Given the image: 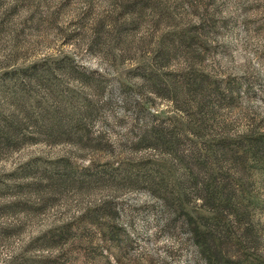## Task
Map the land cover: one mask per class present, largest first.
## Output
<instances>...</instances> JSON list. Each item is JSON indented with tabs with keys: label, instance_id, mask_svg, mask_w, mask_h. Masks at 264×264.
Wrapping results in <instances>:
<instances>
[{
	"label": "rangeland",
	"instance_id": "374dc122",
	"mask_svg": "<svg viewBox=\"0 0 264 264\" xmlns=\"http://www.w3.org/2000/svg\"><path fill=\"white\" fill-rule=\"evenodd\" d=\"M185 27L197 41H164L169 54L157 65L161 38ZM60 58L78 68L56 71L61 93L30 77L20 81L25 95L52 107L70 89L88 96L92 113L77 132L51 139L4 72ZM147 67L162 72L176 95L171 87L154 93L142 80ZM191 72L208 81L204 94L183 85ZM3 116L20 125L0 144V264H206L187 233L166 223L164 196L185 170L168 148L142 136L151 125H175L187 153L219 133H264V0H0ZM244 175L259 236L245 258L264 264V165ZM191 196V206H200L201 197ZM95 204L110 227L105 233L84 220ZM80 222L86 227L72 240H44Z\"/></svg>",
	"mask_w": 264,
	"mask_h": 264
},
{
	"label": "trees",
	"instance_id": "16d2710c",
	"mask_svg": "<svg viewBox=\"0 0 264 264\" xmlns=\"http://www.w3.org/2000/svg\"><path fill=\"white\" fill-rule=\"evenodd\" d=\"M204 25L205 23L200 24L199 28ZM197 39V33L192 32L190 27H185L179 31L167 33L161 38V42L163 44L164 41L170 42V46L174 44L190 46ZM169 50L165 44L160 47L154 54V62L160 65L161 59L168 56ZM64 67L73 72L78 69L60 58L50 62H33L7 70L4 72V79L19 89L17 90L21 92L18 94L20 97L25 95L27 89L24 86L25 81H20L30 77L48 88L51 95L55 91L60 94L58 89L60 84L55 75L57 70ZM81 71L80 76H83V80L91 76V73ZM141 76L154 93L161 94L167 91L168 95L167 87H171V94L176 95V87L170 84L166 86V82L162 81L165 76L162 72L158 73L154 67L145 68ZM186 76L187 80L183 85L190 93L203 92L207 87L208 81L202 74L191 72ZM66 91L67 93L62 96L56 95L58 101L52 107L42 103L38 98L30 99L27 95L22 99L30 101L36 108L37 112L32 122L39 132L46 134L47 138L56 139L70 131L77 132L86 122L85 116L92 113L87 95L71 94L70 89ZM27 110H24V116L28 114ZM66 120L69 121L68 125ZM18 125L20 123L12 117L0 118V144H7L10 141ZM178 133L175 125L167 126L158 123L151 125L142 136L143 140L168 148L174 159L185 170L184 176L181 178L177 176L175 184H170V196H164L166 207L170 210L166 223L171 227L177 226L187 233L206 264H253L252 260L245 258V252L259 245V236L250 219L254 196L249 192L248 178L244 174L253 165H264V133H244L237 135L236 138L224 132L219 133L214 138L203 141L200 147L193 146L187 153L179 148L181 138L177 136ZM82 138L83 135H80L79 139L82 140ZM65 165L70 173L77 172L73 165ZM193 194L199 195L202 199L198 207L191 206ZM93 207L92 210H88L89 217L84 220L105 233L110 227L100 215L101 207L99 204ZM86 212L87 210L84 213ZM75 227L64 225L58 231L45 235L44 240L66 242L69 238L72 240L77 236V231H83V227L86 226L85 223L80 222ZM114 233V230H109L107 240H112L115 237ZM47 257L50 258L49 255ZM32 263L27 258L23 262V264Z\"/></svg>",
	"mask_w": 264,
	"mask_h": 264
}]
</instances>
